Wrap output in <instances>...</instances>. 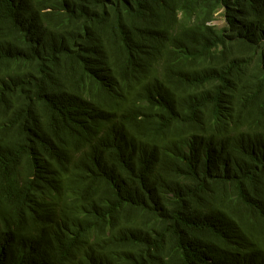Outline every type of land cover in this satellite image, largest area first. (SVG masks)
Wrapping results in <instances>:
<instances>
[{"label": "trees", "instance_id": "obj_1", "mask_svg": "<svg viewBox=\"0 0 264 264\" xmlns=\"http://www.w3.org/2000/svg\"><path fill=\"white\" fill-rule=\"evenodd\" d=\"M0 264H264V0H0Z\"/></svg>", "mask_w": 264, "mask_h": 264}, {"label": "rangeland", "instance_id": "obj_2", "mask_svg": "<svg viewBox=\"0 0 264 264\" xmlns=\"http://www.w3.org/2000/svg\"><path fill=\"white\" fill-rule=\"evenodd\" d=\"M213 25H215L217 28L223 27V18L221 14H217L215 21L213 22Z\"/></svg>", "mask_w": 264, "mask_h": 264}]
</instances>
